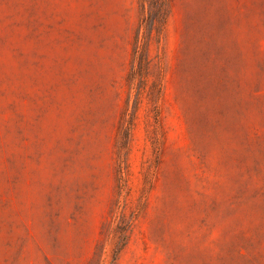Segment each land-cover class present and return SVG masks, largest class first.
<instances>
[{"label":"rangeland","instance_id":"374dc122","mask_svg":"<svg viewBox=\"0 0 264 264\" xmlns=\"http://www.w3.org/2000/svg\"><path fill=\"white\" fill-rule=\"evenodd\" d=\"M0 264H264V0H0Z\"/></svg>","mask_w":264,"mask_h":264}]
</instances>
